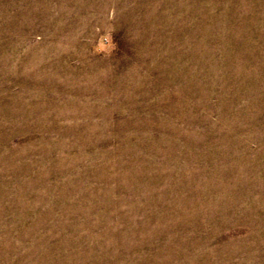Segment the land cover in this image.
<instances>
[{
    "label": "rangeland",
    "instance_id": "obj_1",
    "mask_svg": "<svg viewBox=\"0 0 264 264\" xmlns=\"http://www.w3.org/2000/svg\"><path fill=\"white\" fill-rule=\"evenodd\" d=\"M0 264H264V0H0Z\"/></svg>",
    "mask_w": 264,
    "mask_h": 264
}]
</instances>
